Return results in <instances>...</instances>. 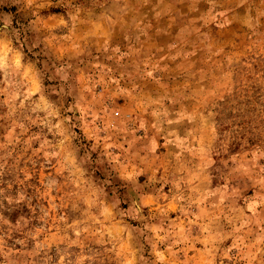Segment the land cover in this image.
<instances>
[{"label": "rangeland", "instance_id": "obj_1", "mask_svg": "<svg viewBox=\"0 0 264 264\" xmlns=\"http://www.w3.org/2000/svg\"><path fill=\"white\" fill-rule=\"evenodd\" d=\"M0 264H264V0H0Z\"/></svg>", "mask_w": 264, "mask_h": 264}]
</instances>
